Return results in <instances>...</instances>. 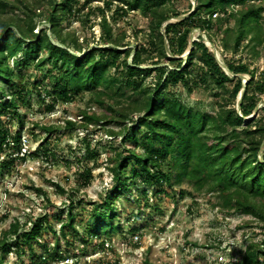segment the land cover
Returning <instances> with one entry per match:
<instances>
[{
  "label": "trees",
  "instance_id": "1",
  "mask_svg": "<svg viewBox=\"0 0 264 264\" xmlns=\"http://www.w3.org/2000/svg\"><path fill=\"white\" fill-rule=\"evenodd\" d=\"M115 1L122 12H139L146 18L145 42L127 47L126 33L116 32L104 8H98L100 35L91 45L86 34L80 40L67 23L72 17L90 20L92 7L84 10L85 5L78 6L75 0H0V90L9 87L4 89L9 100L0 96L1 108H10L12 113H8L23 123L18 105L25 98V86L14 78L11 63L18 69L32 61L36 67L46 66L53 75L47 110L81 92H89L93 104L104 110L97 113L87 106L79 112L80 121L66 119V127L88 130L91 125H101L108 136H123L121 147L109 149L113 183L100 204L96 203L86 234H79L69 209L67 219L61 222V236L67 237L66 223L74 240L80 236L84 242L115 232L121 225L109 221L116 216L119 195L129 192L139 209L143 202L139 193L147 197V185L156 188L154 192L165 193L168 186L184 183L192 188L191 195H212L221 210L250 215L252 220L246 223L264 227V115H260L264 106L257 110L264 94V68L258 75L256 68H251L256 61H264V0H194L193 10L191 0H103L109 10ZM183 4L186 7L182 9ZM188 12L186 17L170 21ZM43 22L46 25L37 30ZM196 29L203 31L221 54L250 55L246 60L226 61L234 74L250 76L245 85L220 66L201 36L190 42ZM190 44L188 56L182 59L180 55ZM148 77L153 81H147ZM178 84L188 90L193 86L214 89V112L195 108L168 90ZM243 88L238 109L235 104ZM111 123L117 129L108 126ZM42 129L55 130L51 126ZM21 136L20 131L11 135L0 124V152L7 147L18 153L0 160L1 169L9 170L16 159H24ZM127 140L131 144H126ZM89 149L86 145V152ZM85 173L89 179L91 170ZM18 229V224H13L4 234L2 250L6 251L7 239ZM41 230L42 221L37 219L22 231L30 250ZM100 241L98 247L103 248L104 239ZM67 258L58 246L45 248V261L58 263ZM0 264H5L3 258ZM229 264H264V238L247 243L239 258Z\"/></svg>",
  "mask_w": 264,
  "mask_h": 264
},
{
  "label": "rangeland",
  "instance_id": "2",
  "mask_svg": "<svg viewBox=\"0 0 264 264\" xmlns=\"http://www.w3.org/2000/svg\"><path fill=\"white\" fill-rule=\"evenodd\" d=\"M75 1L78 6L84 4V10L92 7L90 20L72 17L67 23L71 31L81 36L80 40L85 34L91 45L98 40V8H104L110 21L115 24L116 32L126 33L124 40L129 44L127 47H136L146 41L147 20L139 12H122L118 9L117 1L111 10L106 8L103 0ZM185 7L186 4L181 5L182 9ZM43 24L40 23L37 30ZM198 36L208 40L200 29L192 32L194 39ZM216 38L218 42L219 37ZM208 45L218 50L214 43L209 42ZM187 51L180 55L182 59L187 57ZM218 54L225 64L228 60L236 61L240 57L246 60L250 56L245 52L235 56L221 54L219 50ZM11 67L14 78L25 86V98L18 105L23 123L8 113H12L10 108L4 111L0 105V124L11 135L21 132V151L25 150L26 155L24 159H16L9 170L0 168V241L13 224L19 226L14 236L10 233L13 238L10 235L7 239L6 251L0 248V260L3 258L5 264H229L239 258L247 243L264 238L263 226L246 223L252 220L250 215L221 210L215 205V197L191 195L192 188L185 183L173 188L168 186L165 193L154 192L156 188L147 185L148 196L143 197L139 193L143 201L139 209L129 192L119 195L115 201L116 216L109 221L121 225L115 232L89 237L84 242L80 236L74 240V232L66 223L67 237H62L61 222L67 219L69 209L79 234H86L96 203L100 204L113 183L110 169L113 162L108 158L109 149L121 147L123 136H108L101 125H91L88 130L66 127L65 120L79 122V112L87 106L97 113L104 110L93 104L89 92H81L69 102L56 103L49 111L45 104L51 99L47 90L53 75L47 72V67H36L32 61L20 65L18 69L13 68L12 63ZM253 67L258 75L264 68V61H256L251 65ZM241 79L245 85L250 76L242 74ZM40 81L42 83H38ZM147 81H153V77H148ZM4 89L8 91L9 87H3L0 96L7 102L9 97ZM168 90L195 108L208 112L215 110V90L212 88L193 86L188 90L178 84ZM261 98L257 110L264 106V94ZM50 126L55 130L46 132L42 129ZM108 126L116 128L113 123ZM126 144L131 143L127 140ZM86 145L90 148L89 152H86ZM35 150L39 152L32 153ZM8 152H0V160ZM124 153L127 154V151L124 150ZM88 168L91 177L86 179L85 171ZM37 219L42 221V230L37 239L32 240L33 250H30L22 231L30 229ZM133 228L136 230L131 233ZM134 234L139 236L137 240ZM107 236H110L108 240ZM103 239L104 247H98ZM15 240H18V244H15ZM53 246L66 252L68 258L58 263L43 260L45 248Z\"/></svg>",
  "mask_w": 264,
  "mask_h": 264
},
{
  "label": "water",
  "instance_id": "3",
  "mask_svg": "<svg viewBox=\"0 0 264 264\" xmlns=\"http://www.w3.org/2000/svg\"><path fill=\"white\" fill-rule=\"evenodd\" d=\"M193 2H194V5H193V9L195 8V1L194 0H192ZM190 13V12H189ZM189 13H187V14H185V15H182V16H180L181 18H183V17H186ZM194 40H196V39H194L193 37H192V33H191V36H190V42H193ZM205 40V43L208 45L209 44V40H207V39H204ZM209 46V45H208ZM166 48H167V50L169 51V47H168V44L166 43ZM192 48V44H190V46H189V49H188V51H187V56H188V54H189V50ZM212 51H213V53H214V55H215V57H216V59H217V61H218V63L220 64V66L224 69V70H227V73L228 74H232V76H235V75H237L238 77H240V78H242V74H234L229 68H228V66L220 59V57H219V54H218V50L216 49V47H213V49H212ZM243 92H244V88L242 89V92H241V94H240V97H239V99H238V103H237V106H238V109H240V102H241V98H242V95H243ZM256 112H257V110L254 112V114H253V116L256 114ZM253 116H251L249 119H251ZM260 158H262V152L260 153Z\"/></svg>",
  "mask_w": 264,
  "mask_h": 264
},
{
  "label": "built area",
  "instance_id": "4",
  "mask_svg": "<svg viewBox=\"0 0 264 264\" xmlns=\"http://www.w3.org/2000/svg\"><path fill=\"white\" fill-rule=\"evenodd\" d=\"M7 141H8V143H9V145H12V144H13V142L11 141V139L8 138ZM5 145H6V144H3V147H5ZM6 148H7V147H6ZM6 148H4V149H5V150H9V152L5 155V157H6V156H16V155L18 154V153H16V152H11L10 149H6ZM23 149H24V148H23ZM23 154H25V150L20 152V155H23ZM133 237H134L136 240L139 238V236H138L137 234H134ZM105 244L107 245L108 242L105 241Z\"/></svg>",
  "mask_w": 264,
  "mask_h": 264
},
{
  "label": "bare ground",
  "instance_id": "5",
  "mask_svg": "<svg viewBox=\"0 0 264 264\" xmlns=\"http://www.w3.org/2000/svg\"><path fill=\"white\" fill-rule=\"evenodd\" d=\"M246 77V76H245Z\"/></svg>",
  "mask_w": 264,
  "mask_h": 264
}]
</instances>
